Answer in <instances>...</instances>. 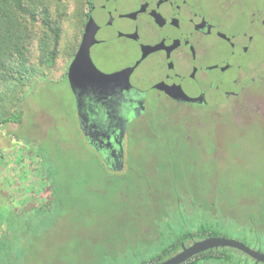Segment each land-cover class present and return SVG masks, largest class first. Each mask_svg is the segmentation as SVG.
Masks as SVG:
<instances>
[{"label":"rangeland","instance_id":"374dc122","mask_svg":"<svg viewBox=\"0 0 264 264\" xmlns=\"http://www.w3.org/2000/svg\"><path fill=\"white\" fill-rule=\"evenodd\" d=\"M84 1L48 0L55 26L61 29L56 62L52 67L45 63V46L52 48V37L40 23L30 25L28 79L24 85L11 82L24 91V125L11 124L0 130V238L9 236L10 218L25 216L28 220V215L44 210L38 225H22L24 236L11 239L18 259L12 257L9 264H140L160 253L163 243L173 241L168 235L153 245L138 239L146 228L167 234L169 227L154 222L152 215L161 206L157 199L172 195L196 214H205L210 207L220 227L227 230L224 235L242 241V235L253 227L248 223L251 214L264 202V115L256 112L254 103L250 109L239 105L231 109V105L237 101L242 105L248 96L264 100V80L253 81L245 75L251 64H264V28L244 12L259 10L263 15L264 0H233L226 9L230 19L223 22L225 31L252 36L249 54L211 39L214 48L204 65L211 66L207 76L219 84V102L212 103V110L196 107L194 120L191 115L169 113L172 104L163 100L157 106L152 99L147 121L155 124L158 136L140 125L142 134L138 132L135 146H130L133 172L129 181L140 177L148 187L130 185L129 193L122 184H114L97 163L100 157L80 129L66 77ZM217 1L211 0L209 6L222 11ZM87 37L79 70L92 69L86 77L99 82L97 74L101 67L105 70L104 64L94 59L92 38ZM113 59L109 65L117 70L118 79L136 68L126 50L120 49ZM216 65L229 69L222 71ZM8 86L1 84L0 92L7 94L5 105L11 110L17 99L8 94ZM242 87L239 97H225L228 91L239 92ZM172 159L182 172L176 185L162 183L157 171H151V166L157 170L163 164L169 166ZM51 198L54 202L46 209ZM195 228L196 221L188 223V229ZM173 231L178 235L181 229L176 226ZM248 244L253 246L251 241Z\"/></svg>","mask_w":264,"mask_h":264},{"label":"flooded vegetation","instance_id":"af4514ba","mask_svg":"<svg viewBox=\"0 0 264 264\" xmlns=\"http://www.w3.org/2000/svg\"><path fill=\"white\" fill-rule=\"evenodd\" d=\"M210 1H84L78 38L70 52L66 77L68 79L69 68L76 59L83 41L88 39L89 35L92 38L90 51H92L94 59L101 61L105 68L104 70L101 67L97 76L100 79L104 73L111 83L106 84L100 80L98 82L86 77L89 73H93L90 68L89 71L87 69L74 71L72 83L69 82V79L68 83L75 99L80 129L86 137L89 147L100 157L96 160L97 163L113 182H117L118 185L122 184L127 193L130 192L128 188L130 185L138 189L143 187L142 184H146L145 187H148L147 182L144 181V183L140 177L129 181V174L131 171L133 172L130 165L133 156L130 146H135L138 132L142 134L139 130L140 125L150 128L149 134L155 136L151 129L154 123L147 121L150 118L149 104L153 102L152 99H155L157 106L163 100L172 104L169 113H177L181 117L185 114L191 115L195 120L196 107L212 110L211 106H214L212 103L219 102L217 95L219 84L207 76L211 66L204 65L214 48V45L212 46L210 43L211 39L224 41L232 51L239 50L244 54L251 52L252 36L246 32L237 35L225 31L223 22L230 19L226 9L233 4V0L217 1L222 11L218 7L212 10L209 6ZM244 12L247 13V18L257 21L260 29L264 28V14L260 15L259 10ZM120 49L128 51L130 58L136 62V68L129 75L118 79V74L114 72L117 70H111L109 61ZM214 67L222 71L229 69V67L223 68L218 65ZM111 71H113L114 77L109 76ZM246 73L248 74L245 75H248V78L250 77L253 81L264 80V64L260 66L251 64ZM237 84L238 80L234 81L233 85ZM243 89L244 87L239 92L230 90L225 94V97L235 99L240 96ZM258 99L257 96H248L242 105L240 103L242 101L232 103L231 109L238 105L241 108L250 109L254 103L257 106L256 112L260 111L264 115L262 107L264 100L259 99L260 101H258ZM170 162H173V159ZM158 165L160 166V163ZM156 168L151 166V171H157L159 174ZM120 194L123 196L125 192ZM190 211H192V215ZM212 212L210 217L214 222H209L208 218L206 219L209 212L196 214L187 206L181 207L178 214L172 215L174 221L171 225L174 228L179 226L181 229L178 235L172 229L171 238L175 239L183 235L177 242L178 248L168 252L167 254L170 253V256L167 257L164 253L162 257L151 259L155 255L152 254L147 260H142L140 264H152L166 260L181 252L183 246L189 247L208 237L229 238L223 233L227 230L225 227H220ZM193 221H196V228L190 230L188 223ZM205 221L208 222L206 223L208 227L216 224L219 227L206 232L199 229V233L198 228H201ZM251 226H253L251 228L253 230L249 229L244 233L243 240L240 242L264 254L262 251L264 248V221H256L251 223ZM156 230L157 228H146L144 231L156 233ZM254 231L256 234L252 236ZM150 241L142 240V242L152 245ZM248 241H251L253 246L249 245ZM149 245H145V248ZM185 264L264 263L257 262L255 258L239 249L219 247L195 255Z\"/></svg>","mask_w":264,"mask_h":264},{"label":"trees","instance_id":"16d2710c","mask_svg":"<svg viewBox=\"0 0 264 264\" xmlns=\"http://www.w3.org/2000/svg\"><path fill=\"white\" fill-rule=\"evenodd\" d=\"M47 3L48 0H0V85L9 83L7 88L8 94L10 93L12 97H16L17 99L13 109L9 110L5 105L8 96H6V93L0 92V130H6L7 126L11 124L16 128H22L24 125V112L23 109H21V104L24 102V91H22V88H19V90L14 88L11 82H14L17 86L24 85L25 81L28 79L30 70L28 67V53L30 50L26 44V36L28 35L30 25L40 23L46 32H48V35L52 37V48L49 49V46H45V63L47 66L52 67L58 57L61 29L55 26V21L52 19V14ZM154 125L155 124H153L151 128L152 132L155 136H158V129ZM153 126L155 128H153ZM158 171L159 175L162 176L160 177L162 183L169 184L171 182L176 185L179 183L180 179H182V172L179 171L177 164L173 162H170L169 166L164 164L161 165ZM113 183L117 184L115 181ZM53 202L54 198H51L49 205L45 208H51ZM157 203H161V206L159 208L157 205V211L152 215L154 222H165V225L169 227V231L165 234L158 230H156V233H154V231L146 232L143 230L138 239L142 241L149 238L151 239L150 243L152 245L158 239L164 238L165 235L169 237L172 236L171 233L174 228L171 226L174 221L172 215L178 214L177 212L183 207L179 204V200L173 195L169 198L157 199ZM261 205L262 206L257 209L256 213L254 212L257 216H254V213H252L250 222L248 223L251 224L256 221H264V202ZM207 208H209L208 212L210 213L209 216H211L212 211L210 207ZM43 210L44 208L38 209L33 214L28 215V220L26 217L27 221L25 220V216L9 219V236L0 238V264H9L12 257L18 259L17 255L13 254L11 239L19 235L21 237L24 236L25 232L21 230L22 225H38L41 220L40 214ZM206 223L208 222L205 221L204 225L198 228L199 233V229H202L203 232L213 230L211 227H208ZM182 236H178L175 239L173 237V241L169 244L163 243L161 252L152 256L151 259L162 257L164 253L166 257L170 256V253H167L178 248L177 242L181 240Z\"/></svg>","mask_w":264,"mask_h":264},{"label":"water","instance_id":"95a60500","mask_svg":"<svg viewBox=\"0 0 264 264\" xmlns=\"http://www.w3.org/2000/svg\"><path fill=\"white\" fill-rule=\"evenodd\" d=\"M86 40L83 41L81 48L77 54L76 59L73 61L71 64L69 71H68V79L69 82L72 83V75L74 74V71L79 70L81 66V58L83 57V54L86 50ZM100 80L103 83L110 84L109 80L106 78L105 74L101 75ZM219 247H231V248H236L244 253L250 255L251 257L255 258L257 262H262L264 263V254L257 252L245 244H243L240 241L234 240V239H229L225 237H208L204 240L195 242L189 247L183 246V250L172 257L162 260V261H157L152 264H185L189 259L194 257L195 255H198L204 251H207L209 249L213 248H219Z\"/></svg>","mask_w":264,"mask_h":264}]
</instances>
